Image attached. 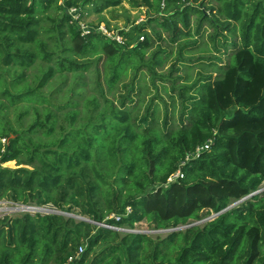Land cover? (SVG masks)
<instances>
[{"label": "trees", "instance_id": "trees-1", "mask_svg": "<svg viewBox=\"0 0 264 264\" xmlns=\"http://www.w3.org/2000/svg\"><path fill=\"white\" fill-rule=\"evenodd\" d=\"M59 1L0 0V200L52 204L113 227L146 220L167 229L260 188L264 0H142L152 14L119 30L124 44L82 34L65 11L99 13L122 0ZM192 24L195 34L208 26L223 55L189 84L176 63L158 70L169 55L152 47L166 34L179 43L177 61L191 60L181 50L197 44L187 39ZM156 81L177 96L179 122L160 121ZM208 139L209 149L182 166L184 177L165 185ZM82 244L71 264H264V191L155 239L54 213L0 217V264H65Z\"/></svg>", "mask_w": 264, "mask_h": 264}, {"label": "rangeland", "instance_id": "rangeland-1", "mask_svg": "<svg viewBox=\"0 0 264 264\" xmlns=\"http://www.w3.org/2000/svg\"><path fill=\"white\" fill-rule=\"evenodd\" d=\"M206 13H208V11H206ZM150 14L152 13L147 10V7L145 5H143L142 0H122L121 4L116 7L107 8L99 13L90 12L89 14H87V17L83 20V23L88 24L89 26H95L96 24L100 23V24H103L107 29H110L111 31H114V32H117L119 30L127 31L131 27V25L135 23H138V24L144 23L146 21V18ZM194 27L195 25L192 24L191 31H192L193 36L187 39L189 41H191V39L193 40L196 39L197 44L185 46L181 50L182 56L184 58L191 59V60H185V62L183 63L177 61V59L179 58L178 56L179 55L178 54L179 43H171L170 41H168V39L166 38L167 37L166 34H165L166 37L163 36L164 37L163 41L156 42L154 46L152 47V50H153V49H159L160 48L159 46H161L162 48L160 49L163 51H167L169 55L167 60H165L164 66L158 68V70H161L162 72L167 73L168 68H170V66L173 63H176V66L180 67V69L178 70L176 74L180 75L183 81L187 79L188 80L187 83L189 84L192 83L197 77H199V75L204 76L206 75V73H208L203 69V67H206L205 63H209L214 60L218 61L216 57L223 55V52L222 54L220 52H217L213 48L211 42H209L208 34L211 31V29L208 26L204 27L203 31L200 32L201 34L200 33L195 34ZM183 41L184 40H182L181 42ZM150 51L151 50H148L146 52V55H148ZM199 57H202V59H199ZM224 63H225V60H224ZM206 70L208 71L209 68H207ZM11 72H14V70H11ZM34 72H36L35 66L26 70V73L28 76H30ZM149 80L150 78L147 75V78L145 80L147 84H149ZM156 84L158 85V92H159L158 104H159L160 121L163 122L164 118L167 117V123H169L170 118L173 116L175 120L179 122V113H178V108H177L178 104H176V108L174 110L173 104H172L173 100L171 98V96L172 97L174 96V98L177 99V96L175 95V93L173 94L171 92L169 86L166 92L162 90L161 86L159 85L160 84L159 82L156 81ZM155 90L156 89L153 88L152 92L145 97V100H147L151 95H154L157 92V90L156 91ZM140 111L141 112L139 114H141L144 111V106L140 108ZM25 117H26L25 121H28L29 118L27 116ZM3 166L15 167V162L14 161L6 162L3 164ZM263 188H264V181L260 185L259 189H263ZM15 205H21V204L13 203L11 201L1 199L0 200V217L3 215H18L24 212H29L32 214L39 212L41 214H46L48 212V209L49 210H52V209L59 210L52 204H46L44 206H40L43 208L42 210H38L36 208L35 209H21L20 207L11 208L12 206L15 207ZM30 207H34V206H30ZM1 208H3V210ZM77 211L78 209H76V212ZM75 215H79V216H83L87 218V216H84V215H80V214H75ZM65 216L68 217L67 215ZM75 219L79 220L80 218H75ZM202 219H189L187 223L185 224H191V223L197 222L195 225L201 226L203 223L209 220L208 217L202 218ZM185 224L178 225V226H183ZM153 227H154V223L147 222L146 220H142L140 222L135 223L134 228L132 229L134 230V232H141L146 235H149L153 239H155L156 237H161V238L165 237L167 234L172 232V229H173V228L154 229ZM112 228L116 229V228H122V227H112ZM123 228H126V227H123ZM116 230H119V233L121 234H123L124 232H128V231H123L120 229H116ZM180 230H184V228ZM82 246L84 249L85 244H82Z\"/></svg>", "mask_w": 264, "mask_h": 264}, {"label": "built area", "instance_id": "built-area-1", "mask_svg": "<svg viewBox=\"0 0 264 264\" xmlns=\"http://www.w3.org/2000/svg\"><path fill=\"white\" fill-rule=\"evenodd\" d=\"M59 3L63 4V0H60ZM65 11L71 17V21L78 24L82 34H87L90 31H96L104 35L105 37L110 38L111 40H114L118 44H124L125 39L119 34V31L117 32L111 31L110 29H107L103 24H100V23L95 26H89L88 24L83 23V20L87 17V12L83 8L79 6H69L66 8ZM142 39H143L142 36L139 37V40H142ZM2 142H5L4 138L2 139ZM211 143H212V140L208 139L203 144L197 145L193 151L188 152L185 155V157L181 161L178 162L177 169L167 177L165 185H168L172 182L179 181L180 179H182L184 177L182 166L185 165L192 158L199 157L202 151L208 150ZM19 207L21 208L22 205H15V207L13 208H19ZM129 212H130V207H126L125 214H128ZM108 218H114L115 220H119L120 216L115 213H112L110 216H108ZM100 225H103L109 228L113 227L111 225H107L104 223H101ZM116 229H120V230L128 231V232H134L133 229H129V228H116ZM82 250H83V246L80 245L78 247L76 254L73 256H69L65 264H71L72 261L81 254Z\"/></svg>", "mask_w": 264, "mask_h": 264}, {"label": "water", "instance_id": "water-1", "mask_svg": "<svg viewBox=\"0 0 264 264\" xmlns=\"http://www.w3.org/2000/svg\"><path fill=\"white\" fill-rule=\"evenodd\" d=\"M262 191H264V188L263 189H258V190H256V191H254L253 193H251V194H249L248 196H245V197H243L242 199H240V200H238L237 202H235V203H233V204H230L228 207H226V208H224L223 210H221V211H219V212H217V213H214V214H211L209 217H208V219H212L213 217H215L216 215H218L220 212H223V211H225V210H227L228 208H230V207H232L234 204H236V203H238V202H240V201H242L243 199H246L247 197H249L250 195H252V194H257V193H260V192H262ZM38 209V210H41V209H43L42 207H36V206H34V207H30V206H27V205H22V207H21V209ZM47 213H54V214H61V215H67V216H72V217H75V218H80L81 220H84V221H87V222H91V223H95V224H101V222H97V221H94V220H91V219H88V218H85V217H83V216H79V215H74V214H71V213H68V212H64V211H61V210H49L48 209V212ZM203 220V219H202ZM201 221V220H200ZM197 222H194V223H191V224H185V225H183V226H177V227H175V228H173L172 229V231H174V230H180V229H185V228H187V227H190V226H193V225H195Z\"/></svg>", "mask_w": 264, "mask_h": 264}, {"label": "bare ground", "instance_id": "bare-ground-1", "mask_svg": "<svg viewBox=\"0 0 264 264\" xmlns=\"http://www.w3.org/2000/svg\"><path fill=\"white\" fill-rule=\"evenodd\" d=\"M11 208H13V207H11ZM2 210H3V208H1ZM5 209V208H4ZM42 210V209H41Z\"/></svg>", "mask_w": 264, "mask_h": 264}]
</instances>
